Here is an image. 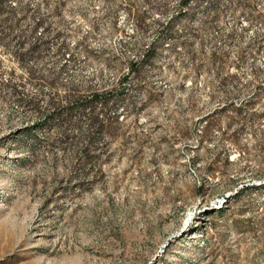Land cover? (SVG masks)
<instances>
[{
  "label": "rangeland",
  "instance_id": "obj_1",
  "mask_svg": "<svg viewBox=\"0 0 264 264\" xmlns=\"http://www.w3.org/2000/svg\"><path fill=\"white\" fill-rule=\"evenodd\" d=\"M0 264H264V0H0Z\"/></svg>",
  "mask_w": 264,
  "mask_h": 264
},
{
  "label": "trees",
  "instance_id": "obj_2",
  "mask_svg": "<svg viewBox=\"0 0 264 264\" xmlns=\"http://www.w3.org/2000/svg\"><path fill=\"white\" fill-rule=\"evenodd\" d=\"M98 94V93H96ZM66 108H70L69 106H67ZM88 119L90 121V125L94 126V127H99V125H101V122H99V119L97 118V115L94 113H90L88 115ZM94 138L92 135H87L86 140L84 141V144L81 146L82 150H87L88 147L92 144Z\"/></svg>",
  "mask_w": 264,
  "mask_h": 264
}]
</instances>
